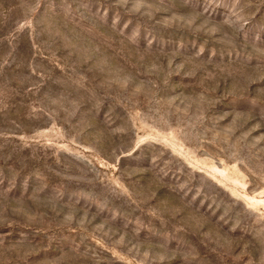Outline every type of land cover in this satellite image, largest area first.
I'll return each instance as SVG.
<instances>
[{"label": "rangeland", "instance_id": "374dc122", "mask_svg": "<svg viewBox=\"0 0 264 264\" xmlns=\"http://www.w3.org/2000/svg\"><path fill=\"white\" fill-rule=\"evenodd\" d=\"M0 264H264V0H0Z\"/></svg>", "mask_w": 264, "mask_h": 264}]
</instances>
